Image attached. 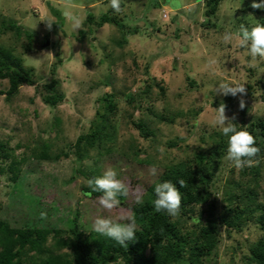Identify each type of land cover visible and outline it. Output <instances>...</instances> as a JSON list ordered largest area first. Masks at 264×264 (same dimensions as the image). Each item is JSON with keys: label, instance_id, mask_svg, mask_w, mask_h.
Listing matches in <instances>:
<instances>
[{"label": "rangeland", "instance_id": "rangeland-1", "mask_svg": "<svg viewBox=\"0 0 264 264\" xmlns=\"http://www.w3.org/2000/svg\"><path fill=\"white\" fill-rule=\"evenodd\" d=\"M121 1L122 11L114 13L137 29L126 34L128 41L122 45L116 26L89 28L86 22L87 13L97 18L107 11L109 0H0V46L22 58L38 86L55 77L65 95L54 107L41 100L35 85H20L9 99L0 95V143L11 155L0 157L1 216L13 225L36 222L66 229L77 209L80 229L87 235L94 230L96 218L118 221L121 213L131 215L135 204L129 195L112 211L103 209L97 202L102 193H84L91 190L89 179L113 168L118 179L144 193L167 165L212 146L210 135L220 131L211 121L221 103L226 104L227 117L235 116L236 125L243 120L247 127L255 117L264 116V59L253 62L237 39L241 23L251 28L264 18V10L251 7L253 0H221L210 18L204 14L206 0H181L180 8L171 6L170 0ZM65 10L82 20L85 33L81 36V29L65 19ZM46 20H54L51 30ZM11 22L20 26L19 35L7 28ZM25 31L32 33V39ZM225 33L233 35L230 42H224ZM152 78L157 84L147 96L129 102L127 96L141 91ZM222 82L245 85L243 110L239 94L216 92ZM8 87V80L0 79V90ZM108 93L115 103L109 117L113 140L89 148L78 160L76 138L93 131L101 113L107 112ZM139 120L149 136H142L134 125ZM43 143L49 156L35 158ZM225 156L220 158L214 182L219 199L230 181L229 168L236 171L233 179L240 177L239 168ZM12 159L20 168L18 182L8 172ZM151 168L155 175L150 174ZM261 176L264 188V169ZM39 197L50 202L48 208ZM42 211L46 219L40 218ZM186 226L194 227L191 221ZM258 235L254 224L232 231L222 239L217 264H244L248 245ZM53 242L50 234L47 244L55 252L68 250L56 249Z\"/></svg>", "mask_w": 264, "mask_h": 264}, {"label": "trees", "instance_id": "trees-1", "mask_svg": "<svg viewBox=\"0 0 264 264\" xmlns=\"http://www.w3.org/2000/svg\"><path fill=\"white\" fill-rule=\"evenodd\" d=\"M220 2L221 0H206L204 14L209 18L214 16ZM122 5L120 0V6ZM58 12L55 10L56 14ZM86 22L89 28L90 25L99 28L106 23L116 26L122 33V38L118 41L121 45L128 41L126 34L137 32L136 27L125 25L111 7L97 18L91 12L87 13ZM256 24L264 25V18ZM7 28L13 29L17 35L22 32L14 22L8 23ZM25 33L32 39V33ZM83 33L85 32L81 29L80 36ZM28 50L31 48L28 47ZM107 56L111 55L107 53ZM0 79H7L9 82L6 90H0V95L4 94L8 99L18 92L22 84L37 86L41 100L52 107L65 98L64 93L59 91L57 78L51 77L38 86L31 69L22 64V58L4 46H0ZM153 80L152 78L151 82H147L141 91L128 95V101L146 97L152 86L157 84ZM111 96L109 93L106 95L107 112L101 113L93 131L81 133L76 138L74 146L78 160L87 154L89 148L113 140L114 127L109 117L115 109V103ZM133 123L142 136L150 135L142 121ZM236 127L238 130L248 131L255 138V146L260 148L255 160L259 163L239 168L238 180L233 179L236 172L234 167L229 168L230 181L227 182L225 196L221 199L215 194L214 182L220 158L227 154L228 137L215 132L210 135L213 144L205 152L201 150L191 158L167 165L158 178L146 187L142 195L143 203L132 206L136 238L126 242L127 247L94 230L84 235L80 229L77 209L65 229L39 225L36 222L13 225L1 216L0 205V264H109L118 261L120 264H217L222 239L229 237L232 231L240 232L249 224L257 226L259 235L248 245V251L243 256L244 264H264V188L259 183L264 169V116L255 117L247 127H244L242 120ZM46 148L47 144L43 143L34 154L35 158H47L49 154ZM10 156L7 147L0 143V157ZM8 172L11 180L18 182L20 168L17 160L10 161ZM180 179L186 182L184 188L179 186ZM164 181L173 182L180 191L182 203L176 217L154 209V188ZM84 193L88 196L92 191L84 190ZM39 198L42 205L50 204ZM117 198L121 202L123 196ZM187 221H191L194 227L186 226ZM50 234L56 249L68 250L55 252L47 244Z\"/></svg>", "mask_w": 264, "mask_h": 264}, {"label": "clouds", "instance_id": "clouds-1", "mask_svg": "<svg viewBox=\"0 0 264 264\" xmlns=\"http://www.w3.org/2000/svg\"><path fill=\"white\" fill-rule=\"evenodd\" d=\"M110 7L119 13L122 11L120 0H109ZM170 5L176 8L182 6L181 0H170ZM253 9L264 10V0L257 3L253 0L251 4ZM65 19L70 21L74 29H81L82 20L74 15L71 11H64ZM47 27L51 30L54 20H46ZM233 39L231 33H225L223 36L224 42H230ZM238 45L248 49V54L252 61L255 62L257 57L264 59V25L256 24L249 28L244 23H241L238 30ZM255 66V64H253ZM216 92L224 96L231 95L239 98V109L245 108L243 96L246 95V88L243 84H230L222 82L218 85ZM226 104L221 103L215 109V116L211 121V126L219 130L224 136L228 137L227 154L225 159L234 164L237 168L252 167L258 164L259 161L255 157L260 153V148L255 146V138L248 131L238 130L236 124L233 123L235 116L231 119L226 116ZM197 124L199 121L196 122ZM150 174L155 175V168L150 169ZM180 188L186 186L183 179L178 180ZM88 186L92 192H102L103 195L97 198L99 206L108 211L115 209L120 201L118 196L128 197L133 196L135 203L142 204V190L140 187L132 189L130 185L117 178V172L113 168H108L103 175L95 179L88 180ZM155 199L154 209L156 212L164 211L171 217H176L181 208L182 198L179 189L171 181L159 183L154 188ZM91 195V193H89ZM40 218L46 219L47 213L40 212ZM120 221H124L121 223ZM93 229L100 235L111 238L119 245L127 247L128 241L134 240L136 233V222L132 215L121 213L118 221H113L110 218H96L93 223Z\"/></svg>", "mask_w": 264, "mask_h": 264}, {"label": "water", "instance_id": "water-1", "mask_svg": "<svg viewBox=\"0 0 264 264\" xmlns=\"http://www.w3.org/2000/svg\"><path fill=\"white\" fill-rule=\"evenodd\" d=\"M45 44H48V42L46 41V43Z\"/></svg>", "mask_w": 264, "mask_h": 264}]
</instances>
